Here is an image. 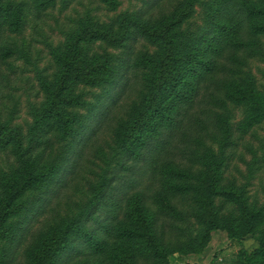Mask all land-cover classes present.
<instances>
[{
  "label": "trees",
  "instance_id": "1",
  "mask_svg": "<svg viewBox=\"0 0 264 264\" xmlns=\"http://www.w3.org/2000/svg\"><path fill=\"white\" fill-rule=\"evenodd\" d=\"M142 1L46 45L29 123L0 122V264H170L215 231L232 264H264V205L225 179L264 130V0ZM55 3L0 0V38Z\"/></svg>",
  "mask_w": 264,
  "mask_h": 264
},
{
  "label": "rangeland",
  "instance_id": "2",
  "mask_svg": "<svg viewBox=\"0 0 264 264\" xmlns=\"http://www.w3.org/2000/svg\"><path fill=\"white\" fill-rule=\"evenodd\" d=\"M142 4V0H121L116 10H110L100 0H56L55 7L43 15L29 14L21 35L6 34L0 38V48H16L18 51L10 58L0 57V122L20 126L23 130L29 123V105L40 101L36 72L47 74L51 71L46 45L62 42L69 31L85 20L107 23L119 13L142 9ZM237 120L239 116L234 122ZM262 128L247 138L248 146L241 142L225 172L226 182L244 186L250 200L258 205H264V169L258 162L253 163V152L260 155V141L264 136ZM101 146L106 148L105 143ZM11 163L10 156L0 153V171ZM97 163L102 165L99 161ZM88 179L91 180L92 176ZM81 188L86 189L84 184ZM83 199V192L78 193L72 197V203ZM243 244L249 251L257 245L252 238H247ZM236 251V245H228L225 232L215 231L201 254L175 255L170 264H232Z\"/></svg>",
  "mask_w": 264,
  "mask_h": 264
}]
</instances>
